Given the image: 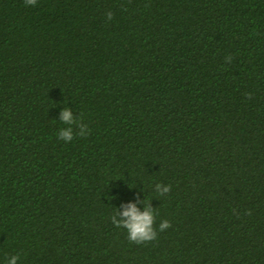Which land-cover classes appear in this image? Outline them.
<instances>
[{
	"label": "trees",
	"instance_id": "obj_1",
	"mask_svg": "<svg viewBox=\"0 0 264 264\" xmlns=\"http://www.w3.org/2000/svg\"><path fill=\"white\" fill-rule=\"evenodd\" d=\"M145 202L157 239L138 245L111 218ZM12 256L264 264V0H0V264Z\"/></svg>",
	"mask_w": 264,
	"mask_h": 264
},
{
	"label": "clouds",
	"instance_id": "obj_2",
	"mask_svg": "<svg viewBox=\"0 0 264 264\" xmlns=\"http://www.w3.org/2000/svg\"><path fill=\"white\" fill-rule=\"evenodd\" d=\"M26 6H36L37 0H24ZM108 19H112V13L107 14ZM231 59V57H228ZM61 121L64 123H72V117L70 111L65 108L61 114ZM81 136H86L87 133L83 131L80 133ZM58 138L65 142H71L73 140V133L71 129L61 130L58 133ZM158 189L162 188V193L171 191V185L161 186L157 185ZM145 210L140 211L135 204L127 206L122 216L126 219L116 220L113 216L112 223L118 228H124L127 230L128 239L130 242L135 244H145L157 239V229L155 225V214L152 208L146 203ZM171 224L169 221L164 220L159 224V231L163 232L170 228ZM18 256H12L8 261V264H17Z\"/></svg>",
	"mask_w": 264,
	"mask_h": 264
}]
</instances>
